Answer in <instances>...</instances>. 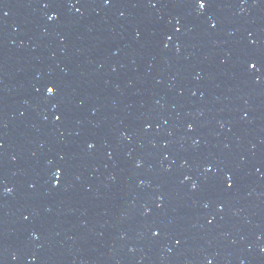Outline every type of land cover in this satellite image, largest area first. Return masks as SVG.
I'll use <instances>...</instances> for the list:
<instances>
[{"label":"water","instance_id":"water-1","mask_svg":"<svg viewBox=\"0 0 264 264\" xmlns=\"http://www.w3.org/2000/svg\"><path fill=\"white\" fill-rule=\"evenodd\" d=\"M205 2L0 0V264H264V0Z\"/></svg>","mask_w":264,"mask_h":264},{"label":"snow or ice","instance_id":"snow-or-ice-1","mask_svg":"<svg viewBox=\"0 0 264 264\" xmlns=\"http://www.w3.org/2000/svg\"><path fill=\"white\" fill-rule=\"evenodd\" d=\"M107 2H108V0H105V3H107ZM197 4H198V7L201 8V9H203L206 6L205 0H197ZM46 91H47V93L49 95H52L54 93V88L53 87H48L46 89ZM57 119H59V117H57Z\"/></svg>","mask_w":264,"mask_h":264}]
</instances>
